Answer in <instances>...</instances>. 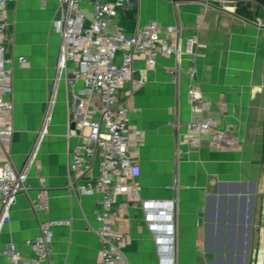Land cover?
Listing matches in <instances>:
<instances>
[{
    "label": "crops",
    "instance_id": "obj_1",
    "mask_svg": "<svg viewBox=\"0 0 264 264\" xmlns=\"http://www.w3.org/2000/svg\"><path fill=\"white\" fill-rule=\"evenodd\" d=\"M113 1L81 0V7L89 15L94 2ZM57 8L56 0L7 2L6 56L13 67L7 98L14 108L10 155L15 169L28 164L29 191L17 195L9 222L1 228L0 245L13 243L30 258L24 242L35 239L40 222L50 218L67 222L52 230L55 263L97 264L100 243L93 230L98 227L100 196L70 197L65 191L68 150L74 141L68 145L64 135L73 125L72 96L81 84L67 89L62 79L55 80L60 38L52 22ZM112 21L109 31L125 34L153 22L164 27L180 25L182 37L200 25L193 54L160 57L152 70L138 62L135 80L142 87L128 99L120 96L129 110L134 140L129 154L140 186L137 201L114 196L118 218L113 233L124 256L122 264H159L141 202L170 199L176 201V264H244L242 227L248 208L242 198L254 199L262 178L264 29L211 0L123 1ZM19 56L28 61L27 68L17 66ZM192 67L196 73L189 78L187 71ZM171 69H178V74H169ZM193 85L210 103L209 113L203 116L231 128L239 149L215 150L209 147L207 134L199 136L197 148L188 147L184 126L192 118L187 91ZM93 100L97 105V98ZM96 172L95 166L87 178ZM42 179L50 189L47 217L31 209ZM1 264L6 262L2 259Z\"/></svg>",
    "mask_w": 264,
    "mask_h": 264
},
{
    "label": "built area",
    "instance_id": "obj_2",
    "mask_svg": "<svg viewBox=\"0 0 264 264\" xmlns=\"http://www.w3.org/2000/svg\"><path fill=\"white\" fill-rule=\"evenodd\" d=\"M44 3L47 0H39ZM57 14L52 30L60 38L56 77L65 82L67 89L80 83L73 98L70 121L64 135L68 145L65 191L70 197L100 196L95 220L98 227L93 230L99 240L100 250L97 264H122L124 256L118 247L119 239L113 233L118 213L115 208V194L131 201L139 200L140 186L136 181L138 169L129 154L134 144L130 138L129 110L120 101L133 96L142 87L135 80L138 62L152 70L160 57H179L193 54L198 46L197 33L200 25H194V32L182 37L180 25L164 27L155 22L136 29L132 34L120 30L109 31L116 11L123 1L94 2L89 15L81 7V0H56ZM8 0H0V231L9 222L10 209L20 193L29 191L25 184L27 165L15 169L10 155L14 134L13 103L7 98L12 86V62L6 56V15ZM215 2V1H213ZM225 10L232 3L216 2ZM257 25L264 26L257 20ZM17 66L27 68L24 57L16 58ZM177 75L178 69L168 70ZM196 71H187L193 78ZM97 98L98 104L94 103ZM192 118L185 124L189 134L187 145L197 148L199 136H210L209 147L218 151L239 149V139L234 131L220 125L215 119L204 117L210 111V103L198 87L190 86L187 91ZM97 167L94 176L88 177ZM36 198L31 201L34 212L48 216L50 211V189L44 179L37 186ZM176 201L146 200L141 210L147 229L157 248L159 264L175 262L174 212ZM67 222L47 218L40 222L39 235L24 242L32 256L27 258L13 243L0 245V264H61L52 259V230Z\"/></svg>",
    "mask_w": 264,
    "mask_h": 264
},
{
    "label": "rangeland",
    "instance_id": "obj_3",
    "mask_svg": "<svg viewBox=\"0 0 264 264\" xmlns=\"http://www.w3.org/2000/svg\"><path fill=\"white\" fill-rule=\"evenodd\" d=\"M228 6L233 14L244 17L249 21L258 23L259 19L264 25V10L254 3H232ZM261 166L260 189L254 197L253 216L251 221V245L248 254L249 264H264V151L259 162Z\"/></svg>",
    "mask_w": 264,
    "mask_h": 264
},
{
    "label": "water",
    "instance_id": "obj_4",
    "mask_svg": "<svg viewBox=\"0 0 264 264\" xmlns=\"http://www.w3.org/2000/svg\"><path fill=\"white\" fill-rule=\"evenodd\" d=\"M172 3H177L181 0H170ZM205 1V0H202ZM215 2H226V3H241V2H250L254 3L257 6H259L261 9L264 10V0H211ZM264 29V27H262ZM74 128L73 125L70 129L71 132H73ZM253 187V185H252ZM244 206L248 208L246 209V214L245 217L243 218V232H244V239H245V244L242 246V251L245 252V257L241 256L240 259L243 260L245 259L244 264H247V255L250 250V245H251V239H250V231H251V221H252V216H253V208H254V199L253 197H249V199L244 196L242 198ZM247 225V226H245Z\"/></svg>",
    "mask_w": 264,
    "mask_h": 264
},
{
    "label": "trees",
    "instance_id": "obj_5",
    "mask_svg": "<svg viewBox=\"0 0 264 264\" xmlns=\"http://www.w3.org/2000/svg\"><path fill=\"white\" fill-rule=\"evenodd\" d=\"M262 150L264 151V122H263Z\"/></svg>",
    "mask_w": 264,
    "mask_h": 264
},
{
    "label": "flooded vegetation",
    "instance_id": "obj_6",
    "mask_svg": "<svg viewBox=\"0 0 264 264\" xmlns=\"http://www.w3.org/2000/svg\"><path fill=\"white\" fill-rule=\"evenodd\" d=\"M262 27H264V26H262Z\"/></svg>",
    "mask_w": 264,
    "mask_h": 264
}]
</instances>
